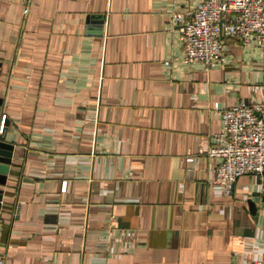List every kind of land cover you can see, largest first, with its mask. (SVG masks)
I'll list each match as a JSON object with an SVG mask.
<instances>
[{"label":"crops","instance_id":"1","mask_svg":"<svg viewBox=\"0 0 264 264\" xmlns=\"http://www.w3.org/2000/svg\"><path fill=\"white\" fill-rule=\"evenodd\" d=\"M198 3L0 0L5 264L264 260L260 177L225 196L201 153L216 106L264 101V45L226 38L224 64H185L173 14Z\"/></svg>","mask_w":264,"mask_h":264},{"label":"built area","instance_id":"2","mask_svg":"<svg viewBox=\"0 0 264 264\" xmlns=\"http://www.w3.org/2000/svg\"><path fill=\"white\" fill-rule=\"evenodd\" d=\"M173 20L180 31L183 62H199L205 71L226 62V38L244 46L255 41L264 45V0H199L192 12L175 13ZM215 111L221 131L213 137L215 146L201 152L220 159L214 185L225 196H232L239 178L256 175L264 195V101L242 102L226 109L216 106ZM194 160L186 159L188 163ZM0 264H5L3 257ZM251 264H264V260Z\"/></svg>","mask_w":264,"mask_h":264},{"label":"water","instance_id":"3","mask_svg":"<svg viewBox=\"0 0 264 264\" xmlns=\"http://www.w3.org/2000/svg\"><path fill=\"white\" fill-rule=\"evenodd\" d=\"M100 26L102 25V21L100 22ZM1 67V64H0ZM3 100L0 98V132L3 125L4 116L1 112ZM8 126V122L5 120L3 133L0 134V173H3L11 164H12V156H13V146L5 143V132ZM5 175V174H4ZM0 184H5V178H2L0 175ZM2 191H0V207H1V200H2ZM250 206L252 209L255 210V206L252 202H250Z\"/></svg>","mask_w":264,"mask_h":264}]
</instances>
